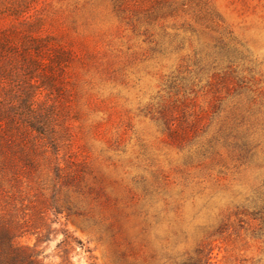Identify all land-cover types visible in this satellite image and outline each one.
Here are the masks:
<instances>
[{"label":"rangeland","instance_id":"1","mask_svg":"<svg viewBox=\"0 0 264 264\" xmlns=\"http://www.w3.org/2000/svg\"><path fill=\"white\" fill-rule=\"evenodd\" d=\"M0 39L61 109L69 176L47 152L20 185L61 210L42 212L48 261L264 264V0H0Z\"/></svg>","mask_w":264,"mask_h":264},{"label":"trees","instance_id":"2","mask_svg":"<svg viewBox=\"0 0 264 264\" xmlns=\"http://www.w3.org/2000/svg\"><path fill=\"white\" fill-rule=\"evenodd\" d=\"M15 54L6 40L0 39V75L13 76V62L19 63L25 71L29 70L21 96L3 91L0 82V264H72L68 257L58 263L48 261L39 248V241L49 239L51 233L42 212L51 207L55 213H60L56 200L39 207L29 199V192L20 187L25 181L22 178H31L37 170L36 156L40 154L51 152L56 181L63 180L69 173L62 171L58 161L61 132L54 128V124L61 109L55 101L44 109L37 96L38 88L43 84L54 89L53 81L45 75L33 79L36 76L33 71L35 60L25 54ZM28 232L37 235V242L33 245L18 241ZM64 234L63 241L72 242L68 232ZM77 242L82 249L90 250L83 242Z\"/></svg>","mask_w":264,"mask_h":264}]
</instances>
